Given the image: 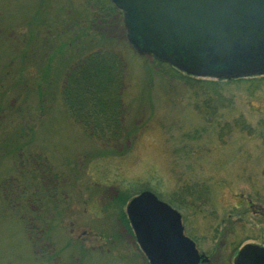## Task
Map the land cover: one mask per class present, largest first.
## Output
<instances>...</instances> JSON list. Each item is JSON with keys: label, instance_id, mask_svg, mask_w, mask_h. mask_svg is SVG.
<instances>
[{"label": "rangeland", "instance_id": "1", "mask_svg": "<svg viewBox=\"0 0 264 264\" xmlns=\"http://www.w3.org/2000/svg\"><path fill=\"white\" fill-rule=\"evenodd\" d=\"M89 12L84 0H0V264H148L128 203L148 189L168 203L194 183L207 187V204L172 207L211 264H230L246 243L264 246V215L254 214L264 207V78L220 82L227 107L205 115L200 97L133 50L121 18L92 30ZM102 44L126 65V139L114 146L74 122L58 90L80 53ZM23 114L30 132H20Z\"/></svg>", "mask_w": 264, "mask_h": 264}, {"label": "water", "instance_id": "2", "mask_svg": "<svg viewBox=\"0 0 264 264\" xmlns=\"http://www.w3.org/2000/svg\"><path fill=\"white\" fill-rule=\"evenodd\" d=\"M123 12L127 39L138 54L151 55L197 77L230 79L264 74V0H111ZM127 213L148 264H180L157 228L170 214L177 222L176 240L189 264L200 257L183 236L180 215L143 191ZM157 240V250L153 245ZM240 255L260 258L264 250L244 247ZM254 258V259H255Z\"/></svg>", "mask_w": 264, "mask_h": 264}, {"label": "trees", "instance_id": "3", "mask_svg": "<svg viewBox=\"0 0 264 264\" xmlns=\"http://www.w3.org/2000/svg\"><path fill=\"white\" fill-rule=\"evenodd\" d=\"M84 3L90 11V19L88 20L89 24L87 22L89 25L88 28L93 30L92 24L94 21L96 22L94 25L96 26V29H98L100 28L99 24L101 21L112 23L111 20L118 17L121 19H116V21L121 27H123L125 33L124 36L127 37V32L123 23V12H121L111 0H84ZM104 20H107V22ZM85 22V20L82 21V23ZM108 39L110 41L114 40L111 38H107L106 40ZM105 43H107V41H105ZM102 45L92 47L91 50L80 53L81 55L78 56L77 60L68 66L64 72L58 90L62 107L68 116L102 145L114 146L120 144L126 139L123 100V94L126 87V65L122 56L118 52L120 49L117 50L112 46L106 47L104 45L102 47ZM154 59L159 66L168 69L165 70L159 67L161 70L158 69L159 71H157L161 76H164L171 81H178L184 84L191 91L192 97L195 100L200 97L204 109L201 113H204L205 115L208 114V112L216 113L218 109L227 107L228 101L221 93L220 82L233 83L243 82L246 79L254 81L259 77L264 78V74L235 77L225 80L199 78L197 76L183 74L170 64L157 60L156 58ZM24 82L23 90L25 85H27L26 81ZM19 96L20 95H18V97ZM39 96L40 100L39 105L37 106L41 109L44 108L45 99L41 97L43 95L40 94ZM5 109L11 111V104L7 105ZM195 109L199 111V106H195ZM36 112H38L37 109L34 111V114L38 118L39 113L37 114ZM21 117L23 118L20 122L24 125L20 132L25 133L27 130L30 132L35 122H33V120L31 121V118L25 114ZM4 118L5 115H0V121ZM25 125L27 127H25ZM223 130L224 128L222 131ZM4 186L7 187L9 185L4 183ZM20 189L21 190H19V193L17 194L18 198H20L23 189L26 190V188ZM12 190L14 191V188ZM178 190L179 192L175 194L171 200H168V204L175 208L184 210L196 209L194 207L195 204H207L206 202L210 198H208L209 192L207 187H203L198 183L181 186ZM151 192L156 193L157 191L153 189ZM156 196L161 200L158 195ZM29 197L31 196L29 195ZM123 197L122 194L117 195L115 198L116 204L122 202ZM38 201V199L27 201V211L21 207L25 212L22 216L24 222H26L27 230L29 229V226H31L27 225V222L30 216V209L33 207L28 206H30V202L38 203ZM109 206L110 205H108V207ZM34 230L39 233V237L36 241L41 240L42 238L40 235H42L43 231L38 227L34 228ZM30 239L32 240L33 238Z\"/></svg>", "mask_w": 264, "mask_h": 264}, {"label": "flooded vegetation", "instance_id": "4", "mask_svg": "<svg viewBox=\"0 0 264 264\" xmlns=\"http://www.w3.org/2000/svg\"><path fill=\"white\" fill-rule=\"evenodd\" d=\"M247 204L252 207L251 205V202H249L247 200ZM171 209L175 210L179 215H180V221H181V227L183 229V236L189 238L195 245L196 247V244L195 242L186 234V231H185V226H184V221H183V218L181 216V214L176 210L174 209L172 206H170ZM264 207H261L259 206L258 209L256 211H254V214H257V215H264ZM126 220L128 222V225H129V228L132 232V236L134 238V242L136 244V247L138 248L140 254H142L145 259H146V256H145V253L142 249V246H143V242L146 241V240H142V241H137L134 233H133V230H132V227H131V223H130V220H129V214L127 213V208H126ZM176 229H177V222H176V219L174 217V215L170 214L168 216H165L158 228H157V231L159 232V235L163 236L164 238V241H165V245H167L168 247L174 249L177 254H179L180 258H181V263L180 264H189V261H188V257L186 254L183 253V250L182 248L179 246V242L176 240ZM157 240H155L154 242V245H153V250H157ZM246 246L245 247H257L259 249H262L264 250V246L263 245H258V244H255V243H246L245 244ZM244 247L240 248L235 254H234V257L232 259V262L230 264H264V261L261 260L259 257L258 258H255L254 256H251V255H247L246 257L240 255V252H241V249H243ZM196 250L198 252V255L200 257V260H199V263L198 264H211V261L209 259V257H207L204 253L200 252L197 247H196ZM255 258V259H254ZM147 260V259H146ZM148 262V261H147ZM227 264V263H225Z\"/></svg>", "mask_w": 264, "mask_h": 264}]
</instances>
